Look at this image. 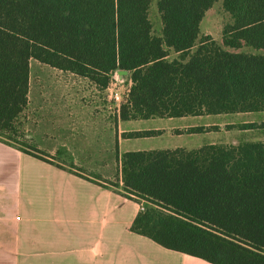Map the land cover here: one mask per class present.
<instances>
[{
	"label": "trees",
	"instance_id": "16d2710c",
	"mask_svg": "<svg viewBox=\"0 0 264 264\" xmlns=\"http://www.w3.org/2000/svg\"><path fill=\"white\" fill-rule=\"evenodd\" d=\"M217 1L159 0L156 36L152 0H0V142L54 164L23 123L32 59L100 90L127 71L122 121L264 111V55L228 50H264V0H222V44L200 34ZM119 164L112 186L143 202L133 232L211 264H264V142L128 151Z\"/></svg>",
	"mask_w": 264,
	"mask_h": 264
},
{
	"label": "crops",
	"instance_id": "0c3cea01",
	"mask_svg": "<svg viewBox=\"0 0 264 264\" xmlns=\"http://www.w3.org/2000/svg\"><path fill=\"white\" fill-rule=\"evenodd\" d=\"M74 76L96 92L106 91ZM59 96L42 100L40 122L25 127L29 141L55 157L58 165L0 142V264H211L133 232L138 201L124 195L121 187L72 172L78 162L89 164L97 153H108L112 159L113 124L105 119L101 106L87 102L84 92L69 91L65 99ZM31 102L29 94V108ZM118 122L130 121H122L118 113ZM135 130L121 128L119 133ZM155 137L161 138H146ZM119 139L116 136L118 171L119 158L128 151L201 147L173 143L163 148H124L130 139Z\"/></svg>",
	"mask_w": 264,
	"mask_h": 264
},
{
	"label": "rangeland",
	"instance_id": "374dc122",
	"mask_svg": "<svg viewBox=\"0 0 264 264\" xmlns=\"http://www.w3.org/2000/svg\"><path fill=\"white\" fill-rule=\"evenodd\" d=\"M159 0H152L149 17L153 26V34L162 35L161 17L158 11L157 3ZM233 22L230 13L224 8L223 1H217L205 14L200 24L201 36L210 35L219 44H222V32L226 25ZM231 52H247L254 54H263L264 50H257L250 46H243L240 49H228ZM174 55H172L173 57ZM116 74V73H115ZM118 74V72H117ZM119 76V74H118ZM30 97L32 99L31 106L27 110L23 123L25 127H35L40 122V111L45 105L42 100L52 99L55 94L61 95L60 98L65 99L69 91L79 90L86 94L87 102L101 106L106 111L105 119L113 124V146L112 159H108V153H97L96 158L89 164L78 162L73 165L76 171H72L84 178L103 182L107 185H114L118 182L119 171L117 163L116 136H120L119 141H124L123 135L119 133L123 130H135L138 128L158 127L166 128L170 126H178L170 130H162V133L155 138H139L130 139L123 144V147H150L163 148V146H172L170 144H180L189 149L203 146L205 144H224L239 145L246 141H262L264 142V111L238 114H222L210 115L202 117H187L182 120L154 118L150 120H134L127 124H119L118 122V102L113 98V93L119 91L125 100L126 85L129 84L127 78L119 76V81L109 86L104 92H96L89 84L78 77L65 73L48 65L32 59L30 62ZM35 100H37L35 102ZM119 106V108H120ZM204 126L207 130L202 133H188L190 126ZM254 125V126H251ZM30 134V132L28 133ZM27 134V137H28ZM28 139H30L28 137ZM108 152V151H107ZM107 155V156H105ZM107 157V158H105ZM56 159L54 164L58 165ZM71 161H68L70 163ZM113 187V186H112ZM140 203V202H139ZM141 210V209H140ZM3 258V257H2Z\"/></svg>",
	"mask_w": 264,
	"mask_h": 264
},
{
	"label": "built area",
	"instance_id": "2783aa9c",
	"mask_svg": "<svg viewBox=\"0 0 264 264\" xmlns=\"http://www.w3.org/2000/svg\"><path fill=\"white\" fill-rule=\"evenodd\" d=\"M113 79H115V83H116V84H117L118 82H120V81H119V76H118L117 73L114 75ZM110 85L112 86V85H113V82H111ZM130 87H131V81L129 82L128 85H126V88H125L126 95H125V97L127 96ZM113 98L118 102V112H119V111H120V108H119L120 103L123 101V98H122V96L120 95L119 91H115V92L113 93ZM124 101H125V100H124ZM140 209H143V202H140Z\"/></svg>",
	"mask_w": 264,
	"mask_h": 264
},
{
	"label": "water",
	"instance_id": "95a60500",
	"mask_svg": "<svg viewBox=\"0 0 264 264\" xmlns=\"http://www.w3.org/2000/svg\"><path fill=\"white\" fill-rule=\"evenodd\" d=\"M118 74H119L120 77H122L124 75H127L128 72L127 71H119Z\"/></svg>",
	"mask_w": 264,
	"mask_h": 264
}]
</instances>
